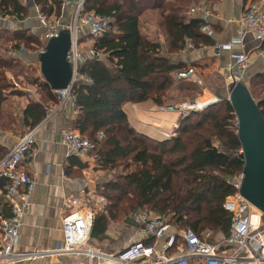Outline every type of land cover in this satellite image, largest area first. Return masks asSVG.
Listing matches in <instances>:
<instances>
[{
  "label": "trees",
  "instance_id": "16d2710c",
  "mask_svg": "<svg viewBox=\"0 0 264 264\" xmlns=\"http://www.w3.org/2000/svg\"><path fill=\"white\" fill-rule=\"evenodd\" d=\"M29 1L0 0V15L26 19L30 4L48 19L55 17L52 21L59 20L63 13L62 0ZM193 1L84 2V12L95 11L112 19L108 31L92 44L104 57H89L82 69L93 82L81 81L73 89L77 111L73 129L95 143L92 154L97 164L109 177L113 175L99 190L106 199L105 213L95 217L91 236L105 232L109 220H125L141 208L168 216L177 227L193 228L200 235L209 230L223 237L229 233L232 215L224 202L236 192L230 179L243 172L245 164L231 101L218 93L217 104L192 112L181 120L176 136L164 139L137 130L125 110L127 103L147 100L166 104L168 92L178 80L177 71L186 69L184 62L173 60L171 55L183 51L188 40L196 48L216 43L202 31L204 19L188 16ZM148 9L160 12L168 39L167 50L142 30L140 17ZM10 32L24 40L22 43H31L25 30ZM8 62L11 61L0 57V105L6 87H10L4 84V66ZM258 77L264 83V74ZM43 85L48 89L47 99L56 103L57 93L47 82ZM251 93L254 97V91ZM257 101L264 115V97ZM48 108L49 104L41 102L27 106L26 117L31 127L45 118ZM72 166L83 169L86 163L73 156ZM119 167L121 173L115 171Z\"/></svg>",
  "mask_w": 264,
  "mask_h": 264
},
{
  "label": "crops",
  "instance_id": "0c3cea01",
  "mask_svg": "<svg viewBox=\"0 0 264 264\" xmlns=\"http://www.w3.org/2000/svg\"><path fill=\"white\" fill-rule=\"evenodd\" d=\"M62 1L64 3L63 13L59 19L69 20L77 0ZM254 2L260 3L264 7V0H194L188 9V16L202 18L207 21L212 26L213 33L211 36L216 43L212 46L198 48L194 46L191 48L186 47L183 51L171 55V58L177 62H184L186 64L185 68L193 67L198 77L203 76L211 68L216 73L227 77L224 68L229 59V52L220 50L218 55L217 47L230 42L237 35L239 17L244 9ZM28 19L21 20L15 17H7L5 20L0 19V27L12 31L24 30ZM35 19H37L36 16ZM140 19L143 24L148 25L149 29L156 27L163 31L164 36L162 34L155 35L154 32H143L150 39L159 40L164 50H167L168 39L160 12L157 9H148L141 15ZM33 21L36 22L35 25H41L39 20V23L37 20ZM25 31L27 32V38L31 40V43L27 45L29 51L20 49L14 55L27 68H22L24 73H19L17 77L23 76L27 72L28 66L39 65L35 73L38 82L35 84L40 86L37 85V88H35L31 84H27V88H20L19 83L15 87L14 83L9 82L10 90L5 91V99L0 105V159L9 152L21 136L32 128L30 119L26 117V108L31 102H41L52 106L59 101V98L56 103L48 100V89L43 85L46 80L41 73L39 57L41 49L45 46L44 34L38 35ZM90 40L92 41V39L86 37L83 42L86 56H89L87 50L92 46ZM29 47L35 48L31 50ZM243 49L249 52L252 51V60L243 81L253 92L250 85L251 80L258 81V75L264 74V41L260 43L250 34L245 40ZM8 71H11V69L5 68V73ZM14 76H16L14 73L13 75L10 74L9 78L12 79ZM193 79L181 80V82L191 84L195 82ZM23 88L26 89L24 92L22 91ZM37 91H41L43 100L35 98ZM204 94L200 95L201 99L209 100L213 96H218L217 92L206 93L204 91ZM261 98L256 99L255 97L256 100ZM171 100L166 101L164 105L183 102L175 98ZM160 106L162 105L147 100L138 103H127L125 110L129 122L137 130L149 134L148 136H162V131L170 129L171 123L177 120L178 114L171 111H161ZM76 117L75 107L67 105L60 108L37 131L34 156L23 160L21 163L22 168L33 178L35 184L30 196V205L22 216L19 240L15 250L20 252L38 250L41 253L33 259L20 260L17 264H87V256L83 254H57L54 252L63 239L61 222L64 214L75 209H94L96 216L105 213L106 199L99 190L108 179V174L97 164L92 152L79 158L86 163L85 168L70 167V157L66 156V147L61 141V130L73 129ZM66 169L69 170V173L66 172ZM7 184L6 179H0V218L11 214V200L6 196ZM126 219L123 221L109 220L105 232L91 236L90 245L100 251L113 254L137 241V226L127 223ZM176 230L181 231L182 228L174 226L172 231ZM152 241L155 243L154 240ZM163 243L164 240H158L155 243L156 248H161ZM235 264L252 263L241 260Z\"/></svg>",
  "mask_w": 264,
  "mask_h": 264
},
{
  "label": "built area",
  "instance_id": "2783aa9c",
  "mask_svg": "<svg viewBox=\"0 0 264 264\" xmlns=\"http://www.w3.org/2000/svg\"><path fill=\"white\" fill-rule=\"evenodd\" d=\"M84 2L85 0L76 1L69 20L52 21L35 6L36 17L45 27V41L58 36L63 30L71 34V46L66 58L71 64L73 74L67 88L55 91L59 98L58 103L49 106L45 118L21 136L9 152L0 159V179L4 178L8 181L6 196L12 204L11 214L0 218V264H17L20 260H30L41 253L38 250L30 252L15 250L19 240L22 216L30 205V196L35 184L33 178L22 168L21 163L34 156L37 131L60 108L67 105L76 106L74 86L81 81L93 82L82 69L89 57H99L101 52L91 46L87 50L89 56H86L84 38L90 37L94 41L103 36L110 28L112 19L95 11L84 12ZM0 19L5 20L7 16L0 15ZM238 24L237 35L230 42L217 47L218 55L220 50L229 52V59L224 70L231 83L243 80L252 60V51L243 49L247 36L253 35L260 43L264 41V7L260 3H251L242 12ZM202 31L209 35L213 33L212 26L207 21L202 26ZM193 46V43L188 40L186 47ZM44 48L45 46L41 49V53ZM21 49L29 51L24 46ZM194 77L198 78L193 67L176 73V78L179 80ZM201 81L198 80L199 83ZM14 85L18 86L17 82H14ZM218 101H220L219 96H213L209 100L196 97L179 104L160 106L162 111L176 112L179 115L171 130L164 133V137L176 136L182 119ZM99 136L103 137L104 133L100 132ZM61 141L66 147L68 158L73 156L82 158L95 148V143L77 129H62ZM243 178L244 173L241 172L230 179L236 190L235 193L227 196L224 202L225 209L232 215L230 229L228 235L219 242L211 240L212 231L210 230L201 235L193 228L172 231L174 226H177L167 216L152 210L139 209L130 215L138 224L136 230L138 240L116 253L109 254L90 245L95 210L75 209L62 217L63 239L54 252L83 254L87 256V264H235L241 260H247L252 264H262L264 263V212L241 195ZM150 239H153L155 243L158 240H164V243L157 249L154 242L146 243V240Z\"/></svg>",
  "mask_w": 264,
  "mask_h": 264
},
{
  "label": "water",
  "instance_id": "95a60500",
  "mask_svg": "<svg viewBox=\"0 0 264 264\" xmlns=\"http://www.w3.org/2000/svg\"><path fill=\"white\" fill-rule=\"evenodd\" d=\"M70 46L71 34L63 30L45 41L44 51L40 54L41 73L54 91L67 88L71 82L73 71L66 58ZM227 99L237 115L238 136L245 161L240 193L264 212V115L243 80L231 83ZM126 222L138 226L132 217H128Z\"/></svg>",
  "mask_w": 264,
  "mask_h": 264
},
{
  "label": "rangeland",
  "instance_id": "374dc122",
  "mask_svg": "<svg viewBox=\"0 0 264 264\" xmlns=\"http://www.w3.org/2000/svg\"><path fill=\"white\" fill-rule=\"evenodd\" d=\"M26 3H30V1L26 0ZM30 6H31V8L29 10L28 17L26 18V19H28V18H30V19H28V21L26 22V24L24 26V28H25L24 30H27L31 33L38 34V35L44 34L45 27L41 23H40L41 25H35L36 22L33 21V20H37V22H38V19H35V16L37 14L36 8L33 4H30ZM7 17L11 18L12 16H7ZM30 20H32V21H30ZM50 20H55V17H51ZM141 26H142V30L145 32L146 31L147 32H154L155 35L162 34L164 36L163 31L162 30L160 31L156 27L155 28L152 27L149 29L148 25H146V23L143 24V22H141ZM28 34H30V33H28ZM16 37L17 36L13 32H10L9 29L0 27V57L11 61V62H8L4 66L7 69H11V71H8L7 73H5L6 74V81L4 82V84L7 85V84H9L10 81L13 84L16 81L17 83L20 84V88H22V87L27 88V84H31L35 88H37L38 84H35V83L38 82L37 81L38 79H36L35 73L37 71V68H39L38 67L39 65L28 66L27 72L23 76L17 77V75H19V73H22V74L24 73V70H22V68H27V67H26V65H23L24 63L22 61H20L19 58L15 57L14 54L18 50H20L23 46L25 48H28V47L26 44L22 43V42H24V40H20V38H16ZM20 42H21V44H20ZM93 42H94L93 40L90 42L91 45L93 44ZM29 48H31V50H33L35 47H29ZM101 57L103 58L104 55H101ZM13 73L16 76H14V78L10 79L9 75L10 74L13 75ZM193 80L195 82L189 84L188 82H181V80L178 79L177 82L175 83V85L172 87V89L168 92L166 101H172L171 99H174V98L178 99V100L180 99L181 101H187L189 99L200 97V95L204 94V91H206V93L207 92H210V93L217 92L220 95L224 96L225 98L229 97L231 81L225 75L222 76V75L216 73V71H214V69H212V68L209 69L207 71V73H204L203 76H199L198 78L194 77ZM198 80H202L201 83H199ZM250 85H251V87L255 93L256 99H259V97L260 98L264 97V83L262 82V79H260L258 81L257 80H251ZM38 86H40V85H38ZM15 87H17V86H15ZM24 88L22 89L23 92L26 90ZM9 90H10V88L7 86L5 91L8 92ZM33 91H34V89H33ZM35 98L43 100L41 91H37ZM201 100H205V99H201ZM218 102H216L214 104H217ZM159 109H160V107H159ZM178 118H179V115H178ZM178 118H177V120H178ZM173 124H174V122L171 123V127L169 130H171ZM169 130L162 131V134H163L162 136L161 135L160 136L150 135V136L157 138V139L160 137L162 139H164L165 138L164 133L168 132ZM216 143H218V142H216ZM115 171L118 173H121L122 168L119 167ZM109 178H113V175H111ZM168 218L170 219V217H168ZM123 220H124V218H123ZM123 220H121V221H123ZM222 237H223V235L220 236L219 234H216L214 232L210 236V238H213L215 242L222 240Z\"/></svg>",
  "mask_w": 264,
  "mask_h": 264
}]
</instances>
